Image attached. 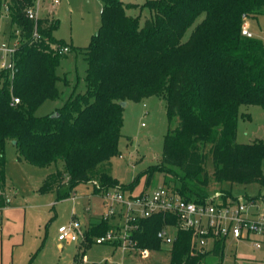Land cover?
<instances>
[{
    "label": "trees",
    "instance_id": "16d2710c",
    "mask_svg": "<svg viewBox=\"0 0 264 264\" xmlns=\"http://www.w3.org/2000/svg\"><path fill=\"white\" fill-rule=\"evenodd\" d=\"M103 2L101 26L81 48L88 65L86 91L71 94L63 106L44 116L35 113L45 101L60 97L56 84L62 78L56 69L63 56L60 49L69 45L54 35L59 20L28 17L35 0L7 2L8 39L17 38L20 44L14 75L0 89V211L8 205V140L15 142L20 162L58 165L39 188L40 193L56 192L57 200L69 198L83 183H93L94 194L109 189L132 193L146 177L145 190H154L158 187L150 185L162 174L161 187L181 199L204 203L211 196L209 157L216 184L264 186V141L237 142L240 107L264 108V43L242 34L245 19L264 11V0ZM135 8L140 13L149 10L150 16L143 20L141 14H127ZM13 96L20 99L15 107L10 106ZM154 96L166 100L169 126L161 162L120 184L110 174L109 162L121 155V103ZM220 192L223 203L237 198L231 191ZM137 223L139 230L129 240L136 241L138 249L162 250L158 232L173 226L177 231L170 264H223V240L210 252L191 255L192 233L174 216L157 214ZM114 227V220L90 224L74 264H84L85 251ZM209 256L219 261L209 263Z\"/></svg>",
    "mask_w": 264,
    "mask_h": 264
},
{
    "label": "rangeland",
    "instance_id": "374dc122",
    "mask_svg": "<svg viewBox=\"0 0 264 264\" xmlns=\"http://www.w3.org/2000/svg\"><path fill=\"white\" fill-rule=\"evenodd\" d=\"M123 1L143 4L147 0ZM7 2L8 0H0V41L8 39L10 29ZM37 2L35 0V5ZM45 2L40 7L43 10L38 13L39 18L59 20L54 35L64 40L70 50L62 56L56 69L57 75L62 78L56 84L60 97L54 101H45L36 111L37 116L54 113L71 94L86 91L88 65L81 48L87 47L92 36L98 32L104 7L103 0H61L54 8L50 7L49 0ZM46 10L50 13L43 12ZM127 14H141L143 20L150 16L149 10L144 9L140 13L139 8L127 10ZM245 25L255 38L264 43V11L255 18H246ZM190 31L191 29L185 38ZM168 128L164 98L154 96L142 102H127L123 110L122 137L119 141L121 155L110 160V174L120 184H128L150 166L159 164ZM256 140L264 141V108L242 105L237 125V142L251 143ZM5 157L7 196L11 205L18 209L8 216L0 215V264H74L75 256L83 250L79 242L69 239L62 241L63 247H58L59 226L76 219L83 227L88 228L91 223L103 219L112 201L101 194H94L93 183L80 184L69 198L57 200L56 192L40 193L39 188L46 177L58 169V165L39 167L20 162L15 144L10 140L5 144ZM206 168L211 195L221 190L231 191L237 197L253 198L256 207H251V210L264 211V186L228 182L216 184L210 157ZM262 169L264 172V162ZM145 178H141L140 184L132 191L133 194L138 195L145 190ZM164 184V176L158 174L150 187H161ZM118 190L109 189L108 192L113 194ZM125 194L129 195L130 192ZM168 234L174 238L176 230L168 229ZM129 244H93L85 251L84 258L89 257L93 262L105 264H170L169 249L172 243L162 242V250H148L149 256H144L141 249ZM207 259L209 263L219 261L215 256ZM223 264H264V248L257 249L247 241L237 243L230 239L224 248Z\"/></svg>",
    "mask_w": 264,
    "mask_h": 264
},
{
    "label": "built area",
    "instance_id": "2783aa9c",
    "mask_svg": "<svg viewBox=\"0 0 264 264\" xmlns=\"http://www.w3.org/2000/svg\"><path fill=\"white\" fill-rule=\"evenodd\" d=\"M61 0H52L54 8ZM40 0L34 7L27 11L30 19H39ZM19 34V31L16 32ZM242 34L252 37L246 25L242 29ZM37 37V34H34ZM19 39H7L0 41V89L10 81L16 69V54L19 48ZM70 50L69 47L60 49L61 54ZM20 103L18 97H12L11 107ZM111 200V206L103 220H115L114 229L104 236L96 238L95 244L130 243L134 247L136 241L129 240L133 232L139 230L138 220L149 218L157 214L171 215L178 219L179 226L191 231V255L199 252H210L215 247L217 241L227 242H249L257 249L264 248V211L256 212L251 207H256V202L251 198L237 197L235 200L229 199L222 202L223 194L216 192L204 203H197L181 199L170 189L158 187L154 190H143L140 194L130 193L126 195L118 190L113 194L108 191L102 194ZM117 204L118 206H114ZM168 229L177 227L168 226L158 232V238L164 243H172L174 238L168 234ZM87 228L76 219H72L69 224L61 225L58 228V240L79 242L80 245L87 240ZM126 247V245H124ZM147 255L148 250H142Z\"/></svg>",
    "mask_w": 264,
    "mask_h": 264
},
{
    "label": "crops",
    "instance_id": "0c3cea01",
    "mask_svg": "<svg viewBox=\"0 0 264 264\" xmlns=\"http://www.w3.org/2000/svg\"><path fill=\"white\" fill-rule=\"evenodd\" d=\"M123 1V0H122ZM124 2V1H123ZM45 0H40V7H42V6H44L45 5ZM50 3H51V5H52V0H49V5H50ZM125 3V2H124ZM126 4H128V3H126ZM133 4H135V3H133ZM50 5V7L52 8V6ZM46 9V8H45ZM43 10V8H40V11H42ZM49 11H51V9L49 10ZM49 11H43V12H46V13H50ZM102 13V12H101ZM8 37V36H7ZM4 194H5V196L7 197V200H8V205L5 207V208H3L1 211H0V215H3V214H5V215H9V213L10 212H13V211H15V210H17L18 208L17 207H15V206H13V205H11V201H9V199H8V196H7V187H6V184H5V189H4ZM251 199H253V198H251ZM253 201H255L254 199H253ZM256 202V201H255ZM93 223H96V222H93ZM92 224V223H91ZM25 224H24V229H25ZM89 227H90V225H89ZM88 227V228H89ZM86 228V227H85ZM87 228V229H88ZM3 231H4V229H3ZM238 243V242H237ZM17 244V243H16ZM18 245V244H17ZM225 245H226V242H225ZM57 246L58 247H63V244H62V242L61 241H59L58 240V243H57ZM144 255V254H143ZM144 256H149V251H148V253H147V255H144ZM83 263L84 264H90V263H93V261L89 258V257H86V258H84V261H83ZM99 263H101V262H99Z\"/></svg>",
    "mask_w": 264,
    "mask_h": 264
},
{
    "label": "water",
    "instance_id": "95a60500",
    "mask_svg": "<svg viewBox=\"0 0 264 264\" xmlns=\"http://www.w3.org/2000/svg\"><path fill=\"white\" fill-rule=\"evenodd\" d=\"M126 104H127V102H122V103H121V106H122V107H125ZM55 115H57V114L55 113L54 116H55ZM14 144H15V142H14Z\"/></svg>",
    "mask_w": 264,
    "mask_h": 264
}]
</instances>
